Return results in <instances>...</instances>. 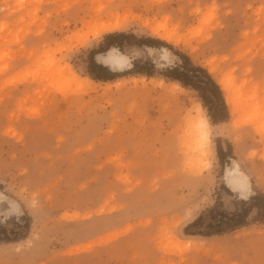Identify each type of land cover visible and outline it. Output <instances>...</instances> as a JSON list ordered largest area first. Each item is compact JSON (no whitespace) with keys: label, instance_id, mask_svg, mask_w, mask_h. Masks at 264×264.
Wrapping results in <instances>:
<instances>
[{"label":"rangeland","instance_id":"obj_1","mask_svg":"<svg viewBox=\"0 0 264 264\" xmlns=\"http://www.w3.org/2000/svg\"><path fill=\"white\" fill-rule=\"evenodd\" d=\"M110 23L163 45L125 43L122 77L95 81ZM149 49L167 50L162 64ZM181 55L216 81L229 120L165 78ZM235 163L245 199L227 185ZM0 206V264H264V0H0Z\"/></svg>","mask_w":264,"mask_h":264},{"label":"trees","instance_id":"obj_2","mask_svg":"<svg viewBox=\"0 0 264 264\" xmlns=\"http://www.w3.org/2000/svg\"><path fill=\"white\" fill-rule=\"evenodd\" d=\"M130 39L131 36L125 33L116 32L107 34L104 37V41L106 44V52L109 51L111 48L123 49L125 43L129 45L135 44L138 46H146L148 48H155L157 46L163 45L157 40H142L137 41L136 43H132L129 41ZM180 59L182 60V64L176 65L168 69L164 75L165 78L172 82L178 83L183 88L197 92L203 103L204 108L208 111L209 117L213 124H219L229 120L230 115L224 99V95L216 81L212 78V76L209 75V73L205 69L194 66L187 56L181 55ZM138 67L139 63L135 62L133 64V69H136ZM91 68L92 70H94L93 74H91V77L95 81L111 82L122 77V75L112 72L107 67H104L94 61L91 64ZM136 74L146 77L153 76L152 74L143 72L142 70H139ZM219 155L221 158V152L219 153ZM260 198L261 197H256L254 198V201L259 200ZM212 218H215V216L213 215ZM202 223L203 218H200L189 228L197 227ZM240 224L241 218L239 217L237 219H228V222L221 220L217 222V225H212L210 227V232H196V234L203 236H212L214 234H219L223 232L226 229L224 226L235 227Z\"/></svg>","mask_w":264,"mask_h":264},{"label":"bare ground","instance_id":"obj_3","mask_svg":"<svg viewBox=\"0 0 264 264\" xmlns=\"http://www.w3.org/2000/svg\"><path fill=\"white\" fill-rule=\"evenodd\" d=\"M120 28L119 23H110L102 27V33H112L116 32ZM154 33L156 35H159V38L170 42L173 40V36L171 34L165 33L164 35H160V29L155 28ZM151 51V58L156 64H162L164 61V55L167 54V50L163 49V53L161 52V55H157L154 53V49H149ZM129 61V60H128ZM99 64H101L104 67H107L112 72H123L124 68L126 67L127 63V57H124L116 48H111L104 56H100L97 61ZM130 62V61H129ZM131 65V63H129ZM222 89L225 92H230L232 90V84L231 82L222 81L220 83ZM231 94V93H229ZM227 103L232 107L233 112L237 113L239 111L238 109V103L237 100L231 96L228 95ZM198 118L195 123V127L192 131L191 140L196 148H204L208 142V136H209V125L205 118H203V109L199 105L197 108ZM206 149V148H205ZM206 152V150H205ZM205 152H203V155H205ZM202 153L200 154V156ZM202 157V156H201ZM225 177L227 178V185L228 187L241 195V199H245V197L248 196L249 193V181L247 177L241 172L239 166L235 163L233 169H228L226 171ZM2 210V207L0 206V212ZM1 215V214H0Z\"/></svg>","mask_w":264,"mask_h":264}]
</instances>
